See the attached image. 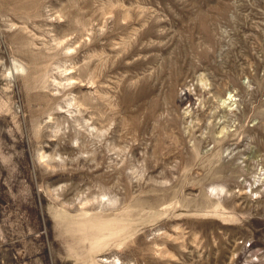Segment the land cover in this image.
Segmentation results:
<instances>
[{"label":"rangeland","instance_id":"1","mask_svg":"<svg viewBox=\"0 0 264 264\" xmlns=\"http://www.w3.org/2000/svg\"><path fill=\"white\" fill-rule=\"evenodd\" d=\"M0 264H264V0H0Z\"/></svg>","mask_w":264,"mask_h":264},{"label":"bare ground","instance_id":"2","mask_svg":"<svg viewBox=\"0 0 264 264\" xmlns=\"http://www.w3.org/2000/svg\"><path fill=\"white\" fill-rule=\"evenodd\" d=\"M65 72V71H64ZM70 72V71H69ZM72 72V71H71ZM70 78V79H69ZM80 78V77H79ZM68 79H69V82L68 83H74L77 79H74V78H72V77H68ZM80 81V80H79ZM89 82H91L92 84H94L95 83V81L94 80H89ZM73 102V101H72ZM71 102V103H72ZM79 102V101H78Z\"/></svg>","mask_w":264,"mask_h":264}]
</instances>
